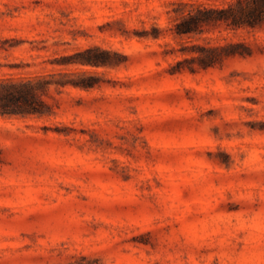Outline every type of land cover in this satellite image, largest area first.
<instances>
[{"label": "rangeland", "instance_id": "1", "mask_svg": "<svg viewBox=\"0 0 264 264\" xmlns=\"http://www.w3.org/2000/svg\"><path fill=\"white\" fill-rule=\"evenodd\" d=\"M228 1L0 0V84L45 111L0 113V264H264V22L176 32Z\"/></svg>", "mask_w": 264, "mask_h": 264}, {"label": "trees", "instance_id": "2", "mask_svg": "<svg viewBox=\"0 0 264 264\" xmlns=\"http://www.w3.org/2000/svg\"><path fill=\"white\" fill-rule=\"evenodd\" d=\"M189 5L190 7L182 12L180 21L176 23V32L180 35L200 33L204 31L205 25L225 24L228 28L238 29L246 26L255 27L264 22V0H231L223 5L215 6L196 2ZM198 47L201 54L197 59L204 68L214 66L225 57L238 52L236 50L238 45L232 42ZM91 50L88 49L86 52L89 53H83L86 55L75 61L92 65L107 63L106 58L99 54H91ZM100 51L105 53L103 50ZM62 83L65 85L66 82ZM0 113L26 115L44 114L45 111L41 109L37 101L34 85L31 81H27L0 84Z\"/></svg>", "mask_w": 264, "mask_h": 264}]
</instances>
